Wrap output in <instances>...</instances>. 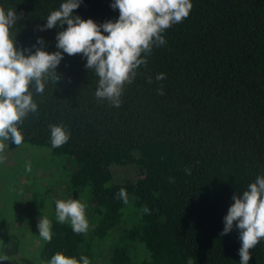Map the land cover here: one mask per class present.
<instances>
[{
  "label": "trees",
  "instance_id": "obj_1",
  "mask_svg": "<svg viewBox=\"0 0 264 264\" xmlns=\"http://www.w3.org/2000/svg\"><path fill=\"white\" fill-rule=\"evenodd\" d=\"M63 2L0 0L18 16L10 29L18 50L62 52L56 37L67 24L40 28ZM113 3L81 0L73 15L115 22ZM191 3L124 86L120 107L96 98L98 77L82 54H63L59 80L47 79L43 94L30 86L38 107L18 126L23 142L72 161L66 188L85 196L95 218L86 234L54 218L52 240H42L38 254L43 264L57 252L91 264L95 244L111 230L117 235L106 264H240L238 230L220 233L232 197L264 176V0ZM161 73L165 79L156 80ZM50 125L70 134L66 144L52 147ZM122 166L135 176L116 179ZM121 188L127 204L117 198ZM20 245L13 230L0 229V256ZM250 252L249 264H264V240Z\"/></svg>",
  "mask_w": 264,
  "mask_h": 264
},
{
  "label": "clouds",
  "instance_id": "obj_2",
  "mask_svg": "<svg viewBox=\"0 0 264 264\" xmlns=\"http://www.w3.org/2000/svg\"><path fill=\"white\" fill-rule=\"evenodd\" d=\"M81 0H65L59 10L52 11L46 18L41 31L52 29L57 25L67 24L64 31L57 33V45L61 51L48 53L37 48L35 53L30 49L18 50L10 29L16 25L18 16L15 11H5L0 7V152L5 148L4 141L11 140L16 145L23 142L18 126L29 113L37 111L30 86H35L38 94H43L45 81L49 78L56 81L59 77L56 68L63 59L82 54L87 58L85 67L94 71L98 77L96 98L107 99L110 104L120 107L121 95L126 84H131L137 76V69L147 65L146 56L152 53L153 47L166 43L162 35L173 24L182 23L193 7L191 0H114L113 9L119 10L115 22L107 21L98 25L92 19L74 16ZM103 33H107L104 35ZM43 44L42 38L38 40ZM35 47V45L33 46ZM25 51L30 54L25 55ZM165 79V74L156 76V80ZM152 83V78H147ZM163 95V86L158 90ZM51 145L53 148L63 146L70 139L63 126L50 125ZM30 171V165L26 166ZM117 198L128 203L125 189L121 188ZM234 203L224 217V228L221 236L239 232L241 247L240 264H249L250 250L264 240V176H258L250 183L242 195L232 197ZM56 218L59 223L69 222L76 234H86L89 228L85 215V205L79 200H56ZM145 212L149 210L144 209ZM235 222V223H234ZM39 236L45 242H51V223L41 217L38 225ZM8 260L0 256V261ZM90 264L86 256L80 260L68 257L60 252L54 254L47 264Z\"/></svg>",
  "mask_w": 264,
  "mask_h": 264
},
{
  "label": "rangeland",
  "instance_id": "obj_3",
  "mask_svg": "<svg viewBox=\"0 0 264 264\" xmlns=\"http://www.w3.org/2000/svg\"><path fill=\"white\" fill-rule=\"evenodd\" d=\"M3 143L5 148L0 152V229L13 230L21 245L18 253L7 256L8 260L0 261V264H43L38 260L42 239L37 225L41 217L50 222L56 218V200H79L85 205L90 227L95 223L93 207L86 202L85 196L66 188V179L73 166L70 159L53 155L45 146ZM27 165H30V171L26 170ZM114 169L118 180L135 176L132 166ZM115 231L111 230L104 241L95 244V260L91 264H106L104 258L109 252V244L116 238Z\"/></svg>",
  "mask_w": 264,
  "mask_h": 264
}]
</instances>
